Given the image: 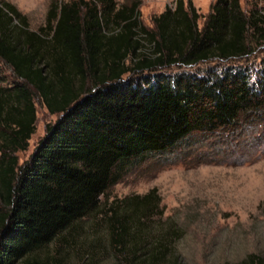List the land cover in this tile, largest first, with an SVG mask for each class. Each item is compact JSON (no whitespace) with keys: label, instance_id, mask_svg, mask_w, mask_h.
Wrapping results in <instances>:
<instances>
[{"label":"trees","instance_id":"1","mask_svg":"<svg viewBox=\"0 0 264 264\" xmlns=\"http://www.w3.org/2000/svg\"><path fill=\"white\" fill-rule=\"evenodd\" d=\"M138 4L51 2L44 26L32 31L12 5L0 2V60L13 77L8 85L0 78V264H40L31 258L35 251L97 209L127 162L162 153L193 133L204 138L264 120V59L254 77L238 63L264 43L262 10L212 0L198 26L191 1L174 0L147 30ZM109 22L114 30L107 34ZM144 43L147 52L139 51ZM205 62L215 63L131 75ZM34 95L58 117L19 163L17 152L34 132ZM157 201L151 189L116 206L149 212ZM261 206L264 214V198ZM126 216H111L121 232Z\"/></svg>","mask_w":264,"mask_h":264},{"label":"rangeland","instance_id":"2","mask_svg":"<svg viewBox=\"0 0 264 264\" xmlns=\"http://www.w3.org/2000/svg\"><path fill=\"white\" fill-rule=\"evenodd\" d=\"M60 1L67 0H0L12 5L32 31L44 26L49 4ZM113 1L116 7L138 1V21L147 30L154 28L152 18L174 2ZM190 1L200 15V26L212 0ZM239 3L246 12H264V0ZM113 30L114 24H105V33ZM139 51L147 52V43ZM261 59L264 43L238 63L248 66L254 77ZM125 63H130L129 57ZM214 63L172 64L131 75L173 74ZM0 78L6 85L13 80L10 68L1 60ZM33 101L34 132L26 150L17 152L19 163L33 151L46 125L58 117V113L47 111L38 96L34 95ZM151 189L158 201L149 212L140 208L134 213L125 205L116 206L122 199ZM263 198L264 120L204 138L193 133L162 153H148L127 162L119 180L99 197L97 209L71 223L31 258L40 264H239L250 257L264 260ZM112 215L116 219L127 215L124 232Z\"/></svg>","mask_w":264,"mask_h":264}]
</instances>
